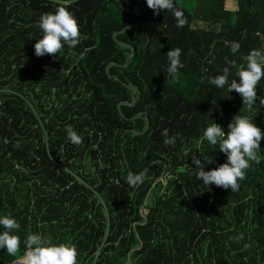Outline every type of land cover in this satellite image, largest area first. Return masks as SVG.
Masks as SVG:
<instances>
[{
    "label": "trees",
    "instance_id": "obj_1",
    "mask_svg": "<svg viewBox=\"0 0 264 264\" xmlns=\"http://www.w3.org/2000/svg\"><path fill=\"white\" fill-rule=\"evenodd\" d=\"M181 2L177 28L145 0H0V214L20 225L0 264L21 259L33 233L74 247L77 264H264V139L235 192L207 188L192 164L226 160L203 137L211 123L227 131L247 116L264 132V78L252 108L208 83L264 52V0H196L194 13ZM57 7L80 43L37 57V21ZM176 48L183 67L169 75ZM130 172L143 183L130 186Z\"/></svg>",
    "mask_w": 264,
    "mask_h": 264
},
{
    "label": "clouds",
    "instance_id": "obj_2",
    "mask_svg": "<svg viewBox=\"0 0 264 264\" xmlns=\"http://www.w3.org/2000/svg\"><path fill=\"white\" fill-rule=\"evenodd\" d=\"M149 9L154 13L164 10L172 11L176 21V27L182 28L187 23L183 13L174 7V0H145ZM37 27L42 32L39 39L33 45L34 55L57 54L62 46L74 48L80 43L79 25L75 16L64 7H57L54 12L42 14L37 21ZM240 48L239 43H231L232 53ZM179 48L170 49L167 55L165 71L169 75H175L183 67L179 57ZM245 64L236 73V79L229 81V68L225 67L223 73L215 77H209L208 83L216 89H225L229 93L235 91L242 98L243 105L249 108L255 106L257 100L256 86L264 78V52L259 49L251 50L244 57ZM259 104L264 106V96L259 98ZM165 136L164 143L173 145L175 137H169L167 130L162 133ZM67 137L73 144H80L81 137L69 125ZM203 137L209 144L217 146L219 152L226 157L224 163L218 167L205 171V162L202 163L196 156L192 157L195 165L196 179L207 188L215 185L223 189L235 192L239 189L238 181L245 178L246 170L252 163L260 162V142L264 139V132L257 127L252 119L247 116L236 115L227 126V131L217 123H211L203 131ZM213 163L212 158L207 164ZM127 183L137 186L143 183V175L129 173ZM20 225L10 214H0V250L9 255H15L20 246V238L15 234ZM26 248L23 264H77L76 249L66 244H51L40 234L33 233L26 238Z\"/></svg>",
    "mask_w": 264,
    "mask_h": 264
},
{
    "label": "rangeland",
    "instance_id": "obj_3",
    "mask_svg": "<svg viewBox=\"0 0 264 264\" xmlns=\"http://www.w3.org/2000/svg\"><path fill=\"white\" fill-rule=\"evenodd\" d=\"M184 8L189 12V13H194V4L196 0H181ZM230 7V6H229ZM233 9V8H232ZM199 27H203L202 24H198Z\"/></svg>",
    "mask_w": 264,
    "mask_h": 264
},
{
    "label": "built area",
    "instance_id": "obj_4",
    "mask_svg": "<svg viewBox=\"0 0 264 264\" xmlns=\"http://www.w3.org/2000/svg\"><path fill=\"white\" fill-rule=\"evenodd\" d=\"M12 264H23V261H22V259H19V260L15 261V262L12 263Z\"/></svg>",
    "mask_w": 264,
    "mask_h": 264
},
{
    "label": "water",
    "instance_id": "obj_5",
    "mask_svg": "<svg viewBox=\"0 0 264 264\" xmlns=\"http://www.w3.org/2000/svg\"><path fill=\"white\" fill-rule=\"evenodd\" d=\"M135 99V95L133 96V100Z\"/></svg>",
    "mask_w": 264,
    "mask_h": 264
}]
</instances>
